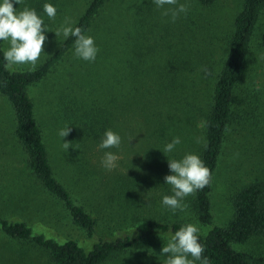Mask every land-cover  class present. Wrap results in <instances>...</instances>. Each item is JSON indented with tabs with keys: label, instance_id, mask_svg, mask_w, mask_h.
Returning a JSON list of instances; mask_svg holds the SVG:
<instances>
[{
	"label": "rangeland",
	"instance_id": "1",
	"mask_svg": "<svg viewBox=\"0 0 264 264\" xmlns=\"http://www.w3.org/2000/svg\"><path fill=\"white\" fill-rule=\"evenodd\" d=\"M56 1L22 0L20 5L14 4L18 12L25 7L35 10L44 21L47 39L37 65L54 51L59 38L64 37L62 32L56 37L55 32L62 26H69L65 24V18H70L72 27L79 16L75 11L80 8L81 1L58 0L57 4ZM45 4L62 8V15L56 12L55 18L50 19L44 12ZM179 4L189 5L188 11L181 13L174 22L171 13L167 16L162 14ZM242 6L243 0H215L210 7L201 6L197 0H177V5H166L164 8H158L154 0H112L102 10L88 35L98 48L97 61L86 62L83 69L79 67V58L73 53L46 79L34 88L30 86V95L37 104V117L47 125L44 139L57 177L72 191L74 198L98 219L92 238L73 224L62 202L45 190L31 172L26 154L15 135L14 110L7 98L0 94V264H52L44 249L8 236L2 228V220L25 222L33 233L61 243L76 239L87 252L100 240L116 239L126 234L133 237L144 235L142 240L136 241L120 256L105 264H166L167 255L160 252L163 246L171 242L173 233L152 231L150 222L181 220L184 225H195L200 234H207L212 227L224 226L229 222L234 212V193L244 184L264 181V13L252 42L254 54L249 73H246L243 81L249 88H255L254 100L258 108L245 124L234 123L229 129L213 177L212 225H201L197 221L187 204L189 196L182 201L187 205L183 211L177 209L173 212L162 205L163 197L170 195L171 186L164 181L169 172L163 169L162 161L154 156V146L147 148L142 131L134 127L126 149H120L123 151L116 154L119 157L117 167L97 176L90 171L76 170L69 164L72 154H68L62 144L70 142V139L59 137L58 132L64 127L54 120V114L58 116V105L63 101L60 95H70L71 89L84 98L95 91L93 96L97 104L107 100L109 92L114 89L113 71H116V66L106 52L115 55L117 52L119 69L139 89L136 96L145 99L150 82L166 78V59L174 58L172 49L175 42L171 45V31L181 30L184 33L182 39L185 46L197 49L199 43H205L207 38L213 43L210 49H216L224 43L221 38L233 28L235 16ZM2 44L5 50L10 46L5 41ZM13 68L26 70L31 66L15 65ZM188 75L195 76L194 73ZM73 81L80 83L74 85ZM177 119L180 122L183 117ZM203 125V119L198 118L194 127L192 122H188L178 128H184L188 135L183 134L188 137L192 147H197L199 144L196 141L197 138L201 139ZM96 161L97 158L92 160L93 163ZM134 214H138L140 219L134 221ZM234 247L264 253V237H256Z\"/></svg>",
	"mask_w": 264,
	"mask_h": 264
},
{
	"label": "trees",
	"instance_id": "2",
	"mask_svg": "<svg viewBox=\"0 0 264 264\" xmlns=\"http://www.w3.org/2000/svg\"><path fill=\"white\" fill-rule=\"evenodd\" d=\"M79 1L80 8L75 11H78L79 16L72 28L79 27L88 36L102 10L112 0ZM197 1L203 7H210L215 0ZM56 12L62 15V8H57ZM263 13L264 0H243L233 28L221 38L224 43L216 45V49H210L213 43L207 41V38L205 43H199L197 49L185 46V40L182 39L184 33L181 30L171 31V45L175 42L172 49L174 58L166 59V78L153 79L146 90L145 99L136 96L139 89L119 69L117 52L116 55L106 52V56L116 66V71H113L114 89L109 92L103 104L95 102V91L88 98L74 93L73 89L70 95H60L63 101L58 105V116L54 114V120L61 127L71 128L66 136L71 143L67 150L68 154H72L69 164L76 170H82L81 172L90 171L97 176L104 174L106 169L101 165L104 153L111 151L116 155L123 151L120 149H126L128 137L131 138V131L136 127L137 131H142L147 148L154 146V156L162 161V167L166 168L169 175L172 173L168 168V159L180 160L191 152L200 157L211 173V180L202 190L189 195L187 204L201 225H212L213 177L229 129L234 123L245 124L258 108L254 100L255 88H249L243 81L246 73H249L254 54L252 42ZM74 40L71 36L67 39L61 36L54 51L34 70L5 69L3 55L6 50L0 41V94L7 98L14 110L15 135L26 154L31 172L45 190L62 202L73 224L92 238L97 230L98 219L74 198L72 191L57 177L44 139L47 125L41 118L38 119L37 104L29 92L30 86L34 88L58 65L70 58L74 53ZM86 62L88 61L79 59V67L84 69ZM188 73H194L195 76L191 77ZM73 82L74 85L80 83ZM133 101L137 103L132 104ZM178 117H183V120L179 122ZM198 118L203 119L204 125L199 145L192 147L185 136L188 135L187 131L178 127L188 122H192L194 127ZM107 130L121 137L118 148H98ZM176 131L180 134H176ZM174 137H179L181 143L171 153H164L166 144ZM94 158H97L95 163L92 162ZM169 193L173 194L172 187H169ZM232 205L234 212L226 225L214 226L207 234L198 233V242L204 248L202 258L206 257L209 264H264L263 252L234 247L235 244L243 245L256 237H264V181L242 185L232 196ZM133 219H140L139 215L134 214ZM1 223L3 230L11 238L27 241L47 251L52 264H105L120 256L144 236L138 234L133 237L126 234L124 237L117 236L116 239L100 240L87 252L76 239L61 243L33 233L25 222L2 220ZM183 226L185 225L181 220L149 223L152 231L173 234ZM188 259L192 257L188 256ZM194 264H200V261H195Z\"/></svg>",
	"mask_w": 264,
	"mask_h": 264
},
{
	"label": "clouds",
	"instance_id": "3",
	"mask_svg": "<svg viewBox=\"0 0 264 264\" xmlns=\"http://www.w3.org/2000/svg\"><path fill=\"white\" fill-rule=\"evenodd\" d=\"M22 0H0V41L9 43V48L4 52L5 69L11 70L15 65H30L34 70L41 53L44 52L47 29L43 19L38 16L35 10L25 7L22 11H17L14 4H21ZM158 8L164 6H175L177 0H154ZM189 5L179 4L178 7L168 8L162 14L167 16L171 13L173 22L181 13L186 14ZM44 12L50 19H54L56 9L51 4L44 5ZM65 24L60 30L55 32L56 37L62 32L63 36L74 37V55L84 61L94 62L98 53V48L91 36L82 33L79 27L70 26V18H65ZM206 71V70H205ZM71 128L65 127L59 130L58 135L62 139L69 135ZM197 143L200 139L197 138ZM121 143V137L111 130L105 131L100 143L99 149L118 148ZM179 137H174L172 141L166 144L164 153H171L176 145L180 144ZM62 147L67 150L71 147L70 142H63ZM119 157L111 151H106L101 160V165L106 170H113L117 167ZM168 159V158H167ZM168 168L172 174L164 177L165 184L172 187V195H165L162 199V205L175 212L177 209L183 211L187 205L182 201L189 195L198 190H202L210 183L211 173L204 165L198 155L186 154L182 159H168ZM199 229L188 224L181 227L171 237V242L161 249L162 255H167L166 264H194L200 261V264H209L207 258H202L204 252L203 246L198 242ZM191 256L192 259H188Z\"/></svg>",
	"mask_w": 264,
	"mask_h": 264
}]
</instances>
